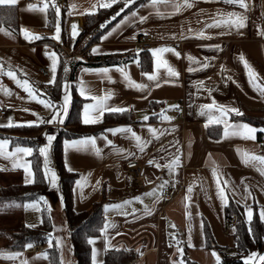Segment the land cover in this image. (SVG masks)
Masks as SVG:
<instances>
[{
    "label": "crops",
    "instance_id": "1",
    "mask_svg": "<svg viewBox=\"0 0 264 264\" xmlns=\"http://www.w3.org/2000/svg\"><path fill=\"white\" fill-rule=\"evenodd\" d=\"M55 2L60 7L59 1L55 0ZM96 3L97 0H67L65 6L60 7L61 40L57 41L53 38L56 20L53 28L48 29L51 0H49V8L46 13L39 10L43 7L44 0H33L32 2L17 0V3L12 6L16 7L18 12V31L13 32L7 27L0 26V64H3L5 70H8L9 65H11V70L15 71L20 79H28L38 94L45 93L49 97L50 88L53 86L47 83L51 76V61L45 53L55 52L60 61L62 53L58 51L57 46H61L65 54L67 50L74 49L76 41L70 37V22L77 18V22L81 20L83 23V17L90 14L86 10ZM146 3L147 0L132 9L138 11L140 15L149 16V19L143 24H140L138 20L136 24L128 23L106 39H100L85 53L74 54L73 51L72 57L83 62V64L75 70L74 80L70 82L72 98L74 88L77 95L83 100V104L91 102L81 97L77 90L78 82L80 78H83L87 88L94 95L103 96L111 91L113 95L107 102L108 105L126 107L128 110L125 112L130 113L132 118L130 122L110 124L102 133L89 136L96 138V146L100 149V155H96L91 149H69L65 153L63 143L65 167L67 164L74 169L72 173L79 174L78 179L83 177L87 181L82 190L75 183L74 209L77 212L87 211L97 201H103L105 205H117L123 204L124 201H130L129 204L123 205L121 208L105 210L104 206L105 219L114 227L96 237L95 244L92 245V249L95 247L97 250L98 264L104 261L105 252L108 249L134 251L138 257L131 264H178V262L186 264V258L195 261L197 264H216V258L212 253L218 254L222 261L227 255L222 251H230L232 247L235 248V242L233 234L227 235L224 232L227 206H222L217 196L212 170L218 169L223 179L228 181L225 192L229 202L233 200L243 208L244 204L247 203L253 209L254 214L256 209L259 212V209L264 208V175H261L251 164L243 163L242 153L264 155V131H257L255 140L245 139L241 136L224 138V125L210 124L205 127L208 117L199 115L198 110L200 105L211 103L214 100L218 105L236 108L242 113V115H237L235 112H229L226 118L229 124L242 122L258 130L264 129L245 119H264V96L260 95L249 84L244 65L239 59L242 54L259 74L257 82L264 86V35H259L257 28L259 25L260 29H264L260 12L261 3L260 0H247L249 7L245 13L248 17L245 28L239 32L231 31L222 36L213 35L210 40L198 39L194 36H189L186 39H172L170 34L173 32L179 34L181 30L187 32L189 27L193 29L202 27L203 23L208 22L218 9L224 11L244 10L239 9L238 6L225 5L221 0H194V7L182 9L175 15L161 17L155 15L153 9L141 7L142 4ZM29 4H36L38 7L36 10H28L27 5ZM72 5L75 7L70 8ZM200 9L204 10L203 14L200 13ZM63 10H65L64 13ZM160 10L162 12L170 11L164 6H161ZM122 18L123 16L120 19ZM21 27L38 35L40 39L26 40L21 33ZM207 31L215 33L221 29ZM133 35H135L134 39L132 38ZM145 35H150L153 39L149 49L171 46L181 53L179 58L172 53H165V58L179 72V77H166L165 70L160 69L161 79H174L176 80L175 83H161V86L156 88L151 86L152 82L141 75L144 71L151 72L153 70L151 53L148 51H145L147 52L145 55H142L144 51L139 53L141 59L139 67L135 63H130L136 54V50L141 49V40ZM217 44L220 45L219 50L212 46ZM96 46H99V52L94 54L92 48ZM125 49L128 51H123ZM188 54L202 62L204 58H208L209 66L194 72L187 71L189 61L186 59V55ZM106 56H115V62L109 65H84L93 57ZM113 65H126V70L132 79L137 83L149 84V89L141 91L127 87L121 78V74L112 68ZM221 65H223V69ZM144 66L149 67V69H144ZM192 66L197 67L195 64ZM42 67L48 69L50 74L48 77L41 74L40 69ZM103 67L112 69L108 74L112 77L111 82L104 78L103 74L95 71H84L85 69L94 70ZM229 76L231 80L228 79ZM197 81H203L204 88L198 90ZM0 83L11 89L13 93L8 96L0 91V108L7 107L11 110L7 115L8 118L11 117L13 121L18 122L37 120V115H33V113L38 114L43 121L51 118L52 113L49 109H45L36 101L27 99V93L7 75L0 76ZM205 89L210 90V92ZM20 97H24V99ZM153 104H157L153 108L154 111H152ZM173 105L184 106L183 121L177 118L174 112L175 107H169ZM70 107L71 104L69 110ZM25 108L29 111H24ZM161 109H167L166 114L172 118L170 121H162L159 118ZM153 113L157 115H153ZM106 114L110 113L105 112L98 123L82 124L86 126L101 125ZM145 115L149 116L147 121L143 120ZM213 115H219V113L213 110ZM67 116L64 117L62 124L56 122L37 124H45L46 126L39 135L31 138V142L34 144L35 139H40L42 146L47 142L46 139L44 141L42 139L43 132L47 131L48 134L53 135L55 139L50 150L53 160V145ZM151 116H155L156 120H150ZM8 118L0 121H4L6 125ZM149 125L170 131L156 140L151 137L148 131ZM121 126H131L137 134L145 139H152V143L141 153L127 135L121 133L113 135L106 131ZM6 128L10 127H0V139L7 138L10 140L7 146L8 151H11L17 143L34 149L32 145L14 141L8 136L5 131ZM104 136L112 140L113 145H108L103 138ZM161 145L165 146V152L160 151ZM115 148L126 149L135 155L128 156L126 152H117ZM177 149H179L177 154L181 158V165L177 171L170 173L167 167L157 168L154 163V166L145 173L142 190L135 193V173L127 169V164L131 161L145 162L155 157L161 165H164L166 159H162V157H166V153H175ZM29 157H24V159L30 161ZM167 158L170 159L171 157L168 156ZM41 160L44 170V158L42 156ZM0 166H3L0 167V175L4 173L8 176H17L12 183L2 184L0 182V188L14 184H26L25 172L22 168H12L11 161L2 157H0ZM56 173L58 176L56 186H52L46 180V189L43 195L47 202L46 205L53 212L52 242H56V238H59V232L62 233L65 240V251L62 243L60 244L62 262L63 264H76L68 227L63 215L64 196L60 177L58 171ZM97 181L100 183L97 184ZM162 184L164 185L163 188L170 186V198L166 199L162 196L163 188L160 187ZM189 184H194V191L191 202L186 209L184 197ZM245 185L248 186L251 196L245 192ZM137 196L141 199H134ZM36 201L39 202V211L33 208L25 209L23 205L26 202L23 204L7 203L0 206V253H23L20 258L15 260L0 255V264H20L22 259H27L28 264H48V256L45 258L39 254L46 253L49 243L40 245L39 250H35V245L32 244V247L24 250L13 251L8 248L9 242L3 241V235L8 237L10 230L14 229L8 227L4 229V223L8 222L6 217L15 218L18 224L23 220L27 227L28 225L37 227L41 224L42 208L45 201ZM238 201L240 202L238 203ZM146 208L151 210L150 215L145 213ZM186 211L191 213L190 217L186 215ZM207 229L212 234L216 248H207ZM178 249H182V252Z\"/></svg>",
    "mask_w": 264,
    "mask_h": 264
},
{
    "label": "snow or ice",
    "instance_id": "2",
    "mask_svg": "<svg viewBox=\"0 0 264 264\" xmlns=\"http://www.w3.org/2000/svg\"><path fill=\"white\" fill-rule=\"evenodd\" d=\"M122 2L123 7H120L118 11L112 15L109 21H105L104 24H101L100 27L102 29H106L105 35L101 36V39H106L108 36H111L113 33L117 32L121 29L122 26L131 23L136 24L137 20L140 24H143L146 20L149 19V16L140 15L138 11L132 10L130 6L134 8L136 0H97V3L94 4L90 9H87L90 14H94L99 9H110L113 5ZM222 3L225 5L230 6H238L239 9H242L244 11H224L218 9L214 16L210 17L208 22H204L203 26L198 29H193L189 27L187 29V32L184 30H181L179 34L176 32H173L170 34V38L172 39H186L189 36H194L198 39H212L213 35L216 36H222L227 33H230L231 31H237L243 29L246 27L247 22V15L245 14L249 5L247 3V0H221ZM17 3V0H0V5H15ZM51 6L55 10V18H56V26H55V33H54V39L57 41L61 40V27H60V16H61V10L60 7L55 3V0H51ZM161 6H164L166 9H170V11H164L162 12L160 10ZM194 0H147L146 4H142L141 7L144 8H151L154 10V14L157 16H165V15H175L176 13H179L182 11V9H190L194 7ZM36 4H29L27 5L28 10H36L37 9ZM75 5L70 6V8H74ZM49 8V0H44L43 7L40 8V11L47 12ZM125 9H130L127 15H124L122 19L119 20L118 23L115 24V26L111 27L110 29H107V25L111 23V21H115L117 17L121 16V13L125 11ZM201 14L204 13L203 9L199 10ZM71 14V13H69ZM151 15V13H150ZM197 23H200V21H197ZM258 28V34L264 35V29H260V26L257 25ZM210 29H221V31L212 33ZM21 33L24 36L26 40H34V39H40V37L36 34L31 33L26 28L21 27ZM78 28L75 23L71 25V38L75 40V37L78 35ZM147 34V33H145ZM135 38V35L132 37ZM163 38V37H161ZM216 49H220V45H212ZM121 51V50H117ZM123 51H128L127 49ZM144 50L137 49L136 54L131 59L130 63H135L138 67L141 65V59L139 53ZM151 53V60H152V68L153 70L151 72L144 71L141 73L142 76L146 77L148 81L152 82V87H160L161 83L169 84V83H175L176 80L174 79H168L164 78L161 79L160 77V69H164L166 72V77L169 78H177L179 77V72L173 67L168 60L165 58V53H172L177 58L180 57L181 53L176 50V48L171 46H160L157 48H151L147 50ZM92 52L94 54L99 52V46L93 47ZM46 56L49 57L51 64H50V72L51 76L50 79L47 81L49 85L59 86L62 88V100L61 102L57 103L53 101L51 98L47 97L46 94H38L37 90L32 87L28 79H20L16 72L11 70V65H9L8 70H5L3 64H0V76L7 75L10 79L13 80V82L21 89L24 90V92L27 93V99L36 101L39 104L43 105L45 109H49L52 113L51 118L47 121H43L39 118L38 114L33 113V115H37V120L33 121H13L11 117L8 118L6 125H0V127H13V126H33L37 125L39 123H48L52 124L53 122L62 124L64 117L67 116L69 106L72 102V94H71V83L67 80H64L62 82V85L57 84V67L59 64V57L55 52H46ZM82 59V58H78ZM186 59L189 61V67L187 68V71L194 72L198 70H202L204 68H207L209 66L207 60L208 58H204V61L198 60L196 57L188 54L186 55ZM240 61L243 63L246 75L248 76L249 84L253 87L254 90L258 91L260 95L264 96V86L259 84L257 82L258 79V73L255 71V69L247 62V60L244 58V56L241 54L239 57ZM195 64L197 67H193L192 65ZM112 68H115L117 72L121 74V78L124 80L127 87L135 88L137 90H145L149 89L150 85L147 83H137L135 80L132 79L130 73L126 70L127 66H121V65H113ZM221 68L223 69V65H221ZM112 69L109 67H103L98 68L94 70L85 69L84 71H95L97 73L103 74L104 78L112 81V77L109 74V72ZM68 68L67 66L64 67V72L67 73ZM229 80H231V77H228ZM198 90L200 88H204V82L203 81H197L196 82ZM79 95L85 100H90V103H84L83 109L81 113V120L84 124H95L98 123L101 118L103 117L105 112L109 113H123L127 111L128 109L123 106H109L108 101L111 99L113 93L111 91L107 92L105 95H94L92 92L87 88L83 78H80L78 82V88H77ZM206 91H209L208 89H205ZM0 91H3L5 95L11 96L12 90L4 87L2 83H0ZM21 99H24V97H20ZM145 98V97H142ZM169 107H178V106H169ZM213 110L219 113V115H213ZM24 111H29V109L25 108ZM229 112H235L237 115H242V113L239 112L236 108H229L227 106L218 105L214 100L211 103L208 104H202L199 106L198 114L201 116H207L208 119L205 122V127H207L210 124H223V137L227 138L229 136H241L245 139H253L255 140L256 132L257 131H264V129H256L252 127L249 124L246 123H233L229 124L227 122V116ZM153 115H157L156 113H153ZM159 118L162 121H170L172 118L168 116L164 109H161L159 113ZM149 119L148 115L143 116V120L147 121ZM107 132H111L113 135L116 133H121L127 135L134 143L135 147L139 150V152L143 153L145 149L148 147L150 143H152V139H145L141 135L137 134L131 126H121L114 129H107ZM148 131L151 134V137L153 139L158 140L160 136L164 135L166 132L170 131L169 129H157L152 126H148ZM46 136V143L39 147L38 151L39 154L44 158V179L48 180L50 184L53 186H56L58 181V176L54 169H52L49 166V154L52 147V142L55 139V137L51 134L45 133ZM108 145H113V141L108 139L107 136L103 137ZM10 143V140L0 139V157L4 159H8L11 161L12 168H22L25 172V183H33L35 180V174L31 167V161L25 160L24 157L31 156L34 152V149L32 147L28 146H22L21 144L17 143L15 147L8 151V145ZM64 149L65 153L69 149H76V150H93L96 155H100V149L96 146V138L95 137H82L79 139H73V140H65L64 141ZM117 152H126L128 156H134L135 153L127 151L123 148H115ZM161 152H165V146L161 145ZM179 152V149L176 150L175 153L167 154L166 157H162V159H166V163L164 165H161L156 158L149 159V164H154L157 168L159 167H167L169 169L170 173H175L177 169L181 165V158L180 155L177 153ZM170 156L171 158H167ZM242 162L245 164H251L253 167L257 169V171L260 172L261 175H264V155H256L249 152H243L242 153ZM3 167V166H0ZM67 170L69 172L74 171L73 168L70 166H67ZM212 175L216 183V189H217V196L220 199L222 206H227L229 203L228 196L225 192V187L228 185V181L226 179H223L222 174L219 173L218 169L212 170ZM78 188L81 190L86 186L87 181L86 178L77 179L75 181ZM100 182L97 181V184ZM167 183L166 181L164 182ZM163 184L160 185L161 188H163ZM245 192L248 196H251V192L248 190V186L245 185ZM194 191V184H189L186 190V195L184 197V200L186 201L185 208L187 209L191 199L192 194ZM136 200H140L141 197L137 196L134 197ZM39 200H44L45 203L46 200L44 197H39ZM240 201H238L239 203ZM130 201H124L123 204H117V205H105V210L109 208H121L123 205L129 204ZM19 206V205H17ZM23 207L25 209L33 208L39 211V202L36 200L26 202ZM244 210H245V216H246V222L249 224V235L253 236V239H255V236L252 232L251 228V222L253 219V209L247 204H244ZM135 211V210H134ZM146 214H151V210L145 209ZM187 216H191V213L186 211ZM259 216L262 222H264V208L259 209ZM41 222H43L41 220ZM28 227H35V225H28ZM111 227H114V225L110 224L107 219H105L104 225L99 231L103 234L106 233L107 230ZM174 227V225H173ZM235 231V228L233 229ZM95 239L89 237L88 243L94 245ZM173 239L175 237L173 236ZM52 240L53 237L49 235L48 237V243L49 247H52ZM177 243H179L177 241ZM61 244V241L59 238H56V247L59 248ZM25 248L32 247V244L26 243L24 245ZM178 251L182 252V249H178ZM213 256L216 258V264H221V259L218 254L215 252L212 253ZM0 255L4 256L5 258L15 260L17 258H20L23 253L22 252H9V253H0ZM43 255L45 258H47V253L39 254ZM92 264H98L97 262V250L95 247L92 249ZM258 258V259H257ZM244 264H260V262H264V254H258L257 252H251L247 257H243ZM20 264H28L27 259H22L20 261ZM178 264H182V262H178Z\"/></svg>",
    "mask_w": 264,
    "mask_h": 264
},
{
    "label": "trees",
    "instance_id": "3",
    "mask_svg": "<svg viewBox=\"0 0 264 264\" xmlns=\"http://www.w3.org/2000/svg\"><path fill=\"white\" fill-rule=\"evenodd\" d=\"M146 0H136L135 6ZM123 7L122 2L117 3L110 9H99L94 14H87L83 17V31L78 36L75 46V53H85L92 45L98 43L101 36L106 32V29L100 27L105 21H109L112 15ZM133 9L132 6H130ZM130 9H125L121 13L120 17H117L115 21H111L107 25V29H110L114 23L129 12ZM65 10H63V13ZM55 10L50 4L49 8V21L48 29H52L55 23ZM0 26L7 27L13 32H17L19 29L18 12L14 6H1L0 7ZM57 49L62 53L60 64L57 73V84L62 85L64 80L72 82L74 80L75 70L83 64L79 60H75L72 56L65 54L61 46H57ZM147 52H143L145 55ZM115 56L106 57H93L92 60L87 61L84 65H109L115 62ZM67 66V73L64 72V67ZM144 69H149L145 67ZM62 88L59 86H52L50 88V95L53 101L57 102L62 99ZM83 100L77 95L73 88V98L68 116L64 122V126L60 129L57 138L53 145V156L57 171L59 173L62 194L64 196L63 215L68 227L70 242L74 254L76 264H92V244L88 243V238H96L101 232V229L105 222L103 201H97L93 203L92 207L83 212H77L74 209V186L75 181L80 177L77 173L69 172L64 164L63 158V143L65 140L79 139L82 137L94 136L102 133L104 129L114 123H125L132 121L130 113H110L106 114L104 121L101 125L86 126L81 122V109ZM152 109L157 106L153 104ZM154 111V109L152 110ZM248 122L264 128V119L259 118H245ZM150 120H156L155 116H151ZM46 125H33V126H14L6 128L5 131L8 136L13 138L14 141L23 144H29L34 147V152L29 157L32 166V170L35 174V180L33 183L28 184H14L7 187L0 188V206L7 203L23 204L27 201L39 200V197H43L46 189V179H44V170L42 166L41 155L38 151V145L31 142V138L39 135ZM237 215L238 222L233 231V237L235 242L236 254L225 255L221 261V264H244L243 257L247 256L251 252H264V222L261 221L259 212L256 209V213L253 216L251 222L252 232L255 236L249 235V224L246 222L244 208L238 205L235 201L231 200L226 207V217ZM53 212L44 204L42 208V221L41 224L34 228L27 227L23 220L20 221L18 227L10 230L8 248L13 251L24 250L26 243L34 245H46L48 244L49 235L52 236L53 232ZM207 248L213 249L217 246L214 243L212 234L209 230H206ZM52 247H47L46 253L48 256V264H63L61 257L60 247H56V242H52ZM138 255L131 250L125 249H108L105 252L104 261L99 264H131L136 260ZM186 264H197L195 261L186 258ZM264 264V262L262 263Z\"/></svg>",
    "mask_w": 264,
    "mask_h": 264
},
{
    "label": "built area",
    "instance_id": "4",
    "mask_svg": "<svg viewBox=\"0 0 264 264\" xmlns=\"http://www.w3.org/2000/svg\"><path fill=\"white\" fill-rule=\"evenodd\" d=\"M29 2H32L33 0H28ZM59 1V5L61 8H63L67 2V0H58ZM260 3H261V18H262V21L264 22V0H260ZM77 18H74L71 22H70V37H71V25L73 23H75L77 25V27L79 28V34L78 36L81 34V32L83 31V23L82 21L80 20V22H77ZM78 36L75 38L74 41L77 40ZM73 40V39H72ZM153 42V39L150 35H145L142 37V40H141V49L144 50V51H147L151 44ZM67 54L69 55H72L73 54V49H69L67 50ZM40 72L41 74L44 76V77H48L50 74H49V71L46 67H42L40 69ZM165 112H167V109H164ZM11 112L10 108H7V107H2L0 108V120H3L7 117V115ZM174 112L176 113V116L178 119L180 120H184V106L183 105H179L178 107H175L174 108ZM38 147L41 146V142H40V139H35L34 141ZM149 160L145 161V162H137V161H131L127 164V169L128 170H131L132 172L135 173V186H134V192L135 193H138L142 190L143 188V185H144V177H145V173L146 171L149 169V168H152L154 166V164H149L148 163ZM162 196L164 198H170L171 196V188L170 186H165L163 189H162ZM237 222H238V218H237V215H232L230 217H227L226 219V225H225V228H224V232L225 234L227 235H231L233 234V229L236 227L237 225ZM35 250H39L40 249V245H35Z\"/></svg>",
    "mask_w": 264,
    "mask_h": 264
},
{
    "label": "rangeland",
    "instance_id": "5",
    "mask_svg": "<svg viewBox=\"0 0 264 264\" xmlns=\"http://www.w3.org/2000/svg\"><path fill=\"white\" fill-rule=\"evenodd\" d=\"M56 3V2H55ZM56 4H58V3H56ZM45 94V93H44ZM7 118H8V116H7ZM43 120V119H42ZM0 125H5V122L4 121H0ZM45 133H48L47 131H44L43 132V134H42V139H43V141H44V139H46V136H45ZM52 152L49 154V166L52 168V169H54L55 170V172L57 171V169H56V166H55V162H54V160L52 159ZM57 174V173H56ZM0 177H1V179H0V182L3 184H7V183H12V181H13V179H16L17 178V176H15V175H13V176H8V175H6V174H4V173H1V175H0ZM52 185V184H51ZM53 186V185H52ZM7 219H8V222L7 223H4V229H6V227H8L9 229L11 228H16V227H18L17 225H19L17 222H16V219L15 218H12V217H6ZM4 236V239H3V241H8V242H11V239H10V237L8 236V237H6V235H3ZM8 238V239H7ZM59 239H60V241H61V243H62V247H63V249H64V251H65V240H64V237H63V235H62V233H60L59 232ZM223 253H225V254H229V255H234V254H236V249L234 248V247H232L231 249H230V251H222ZM258 254H264V252H257ZM249 255V254H248ZM247 255V256H248ZM247 256H245V257H247ZM258 259V258H257ZM263 262H260V264H262Z\"/></svg>",
    "mask_w": 264,
    "mask_h": 264
},
{
    "label": "bare ground",
    "instance_id": "6",
    "mask_svg": "<svg viewBox=\"0 0 264 264\" xmlns=\"http://www.w3.org/2000/svg\"><path fill=\"white\" fill-rule=\"evenodd\" d=\"M77 28H78V27H77ZM78 33H79V28H78ZM77 36H78V35H77ZM77 36H76V37H77ZM76 37H75V38H76Z\"/></svg>",
    "mask_w": 264,
    "mask_h": 264
}]
</instances>
